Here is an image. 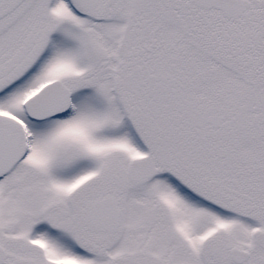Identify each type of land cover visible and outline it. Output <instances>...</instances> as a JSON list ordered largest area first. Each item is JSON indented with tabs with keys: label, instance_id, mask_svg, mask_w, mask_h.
Here are the masks:
<instances>
[{
	"label": "snow or ice",
	"instance_id": "obj_1",
	"mask_svg": "<svg viewBox=\"0 0 264 264\" xmlns=\"http://www.w3.org/2000/svg\"><path fill=\"white\" fill-rule=\"evenodd\" d=\"M0 264H264V0H0Z\"/></svg>",
	"mask_w": 264,
	"mask_h": 264
}]
</instances>
